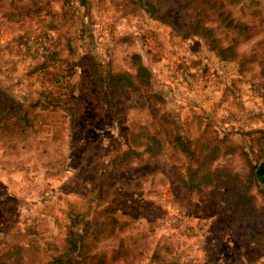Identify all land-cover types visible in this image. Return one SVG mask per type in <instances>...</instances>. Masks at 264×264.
<instances>
[{
	"label": "rangeland",
	"instance_id": "rangeland-1",
	"mask_svg": "<svg viewBox=\"0 0 264 264\" xmlns=\"http://www.w3.org/2000/svg\"><path fill=\"white\" fill-rule=\"evenodd\" d=\"M49 1L0 0V15L13 11L7 24L23 21L22 39L11 47V28L0 26V83L20 104L34 105L32 128H14L13 139L0 141V250L17 245L24 263L44 264L63 250L69 231L87 224L89 243L106 252L110 264H264V247L243 243L214 214L212 199L226 187L180 186L189 159L173 140L176 133L193 140L199 156L206 140L219 143L211 169L246 174L259 165L264 146L253 130L264 129V0H160L175 29L161 22L145 27L143 16L115 25L88 14L87 6L81 15L73 0L54 24L44 17ZM196 18L212 30L218 47L227 48V60L201 35L181 38L180 30ZM30 36L51 40L48 48L57 55L47 66L28 53ZM131 54L150 69L151 81L127 94L135 109L113 119L98 101L92 64L134 75ZM180 67L193 70L194 84ZM76 99L83 110L73 122L63 108ZM130 123L161 135L160 164L135 162L115 181L107 179L109 157L127 146L122 130ZM253 194L264 205V168ZM108 200L124 223L114 234L104 232L99 215ZM124 238L131 252L112 256Z\"/></svg>",
	"mask_w": 264,
	"mask_h": 264
},
{
	"label": "trees",
	"instance_id": "trees-1",
	"mask_svg": "<svg viewBox=\"0 0 264 264\" xmlns=\"http://www.w3.org/2000/svg\"><path fill=\"white\" fill-rule=\"evenodd\" d=\"M68 1L63 0L64 12H68L66 11ZM164 10L160 0H124L122 4L123 15L138 16L143 11L151 20L167 24L175 29L176 27ZM53 29H58V27ZM180 32L183 39L193 35H201L208 39L210 50L220 60H227L224 55L227 48L216 45L212 30L205 27L200 19L196 18L190 21ZM20 39H22L21 36ZM127 39L128 37H117L116 41L123 43ZM55 55H57L55 49L47 48L46 52L41 55L42 58H45L43 66H47L45 61H49V58L54 59ZM131 61L134 62V75L128 71L113 68L102 71L98 61L95 62L96 64H92L94 86L99 94L98 101L103 107H109L113 119L118 118L123 110L128 112L131 111L130 109H135V105L127 98V94L131 90H139L138 87L141 88L142 92L143 89H147L151 81V71L142 63L140 56L131 54ZM56 79L58 80L57 77ZM65 104L63 110L70 115L74 122L83 110V103L76 99ZM33 107L34 105L20 104L13 93L2 87L0 83V141L6 136L13 139L14 128L20 129V133H26L28 128H32L33 117L31 118V113ZM253 133L256 136L254 139L260 147L264 146V129H255ZM122 134L127 146L112 151L108 166L104 170L107 179L115 181L119 173L129 169L135 162L160 164V156L165 150L164 140L160 134L151 129L150 125L130 123L122 130ZM173 140L178 149L189 159L185 179L179 180L180 186L185 191H194L216 185L226 187L225 192L212 199L213 204H215L214 214L224 218L228 226H232V232L237 234L243 243H254L257 248L264 247V224L258 225L256 229L249 226L260 221V219L264 220V205L258 206L253 194L254 184L260 177L258 169L260 164L264 162V155L261 154L263 158L259 161V165L253 164L246 174H241L221 167L211 169V165L219 159L221 153L219 143L215 145L206 140L203 144L205 153L199 156L193 140L185 138L181 133H176ZM104 182H106L105 179ZM117 200L115 198L114 203ZM120 201L125 202V199H120ZM114 203L112 200H108L99 214H102V219L106 223L107 229L104 231L106 234L121 231V226L124 225L117 216L118 206ZM85 226L86 229L69 231L65 237L63 250L52 256L44 264H110L107 259L108 254L97 252L89 243L88 225L85 224ZM120 241L125 246L122 247L120 244L116 247L112 256L118 255L120 257L131 252L132 247L129 241L126 238ZM21 251L22 248L17 245L9 246L5 251L0 250V264H27L24 263V256ZM262 255H264V251Z\"/></svg>",
	"mask_w": 264,
	"mask_h": 264
},
{
	"label": "crops",
	"instance_id": "crops-1",
	"mask_svg": "<svg viewBox=\"0 0 264 264\" xmlns=\"http://www.w3.org/2000/svg\"><path fill=\"white\" fill-rule=\"evenodd\" d=\"M13 0H11L12 3ZM21 1H28L30 2L31 0H19ZM124 0H73V2L76 5V11L82 12L81 15H85L86 12L84 11L83 8L87 6L88 14H92L97 17H102L106 18V20H109V22L114 23L115 25H124L126 21L138 18L139 16H143L145 19L144 26L147 27L146 25H151L152 24H157V21L151 20L148 15H146L143 11L141 12L140 15L138 16H133V15H123L122 14V4ZM50 5V6H49ZM46 6H48V10L45 13V18L47 19L48 17L52 19V23L56 24L53 19L57 18H62L66 16V12H64V3L63 0H52L49 1V4L46 3ZM50 8V9H49ZM13 11H11L12 13ZM11 13L5 12L0 15V26L4 24V29L10 27L12 31V35L7 39L9 42L8 47H11L14 43L16 44V41L20 39V31L21 28H23V21H18L17 19L12 22V25L7 24L10 19ZM13 14V13H12ZM15 14V13H14ZM17 14V13H16ZM3 18H5V21H3ZM18 18V16H17ZM110 23V24H111ZM59 29L60 24L56 25ZM21 27V28H20Z\"/></svg>",
	"mask_w": 264,
	"mask_h": 264
},
{
	"label": "built area",
	"instance_id": "built-area-1",
	"mask_svg": "<svg viewBox=\"0 0 264 264\" xmlns=\"http://www.w3.org/2000/svg\"><path fill=\"white\" fill-rule=\"evenodd\" d=\"M51 43L50 39H45V38H41V37H36V36H30L27 39L26 45H27V51L30 55L32 56H39L41 57V55L43 53L46 52L49 44ZM179 63H181L182 61L177 60ZM186 66V64L184 65V67ZM180 70L182 72V75L184 76V78L186 79V81L189 84H194V76H193V70L192 69H186L183 70V67H180ZM262 92V89L261 91Z\"/></svg>",
	"mask_w": 264,
	"mask_h": 264
},
{
	"label": "water",
	"instance_id": "water-1",
	"mask_svg": "<svg viewBox=\"0 0 264 264\" xmlns=\"http://www.w3.org/2000/svg\"><path fill=\"white\" fill-rule=\"evenodd\" d=\"M263 168H264V162L260 164L258 172L260 173Z\"/></svg>",
	"mask_w": 264,
	"mask_h": 264
}]
</instances>
